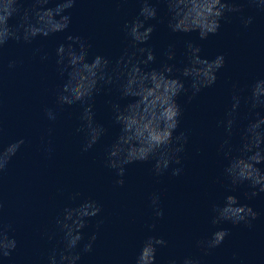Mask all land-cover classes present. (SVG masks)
I'll use <instances>...</instances> for the list:
<instances>
[{"label":"clouds","instance_id":"9594fccd","mask_svg":"<svg viewBox=\"0 0 264 264\" xmlns=\"http://www.w3.org/2000/svg\"><path fill=\"white\" fill-rule=\"evenodd\" d=\"M139 14L131 22H126L123 30L130 38L128 47L115 61L102 55H94L89 61L91 47L80 36L68 35V43H61L56 49V64L61 77L66 80L57 89L56 105L59 108L80 103L83 111L80 114V126L77 132L84 134L82 151L91 149L107 132V129L95 120L93 98L99 94L103 85H110L115 80L118 83L120 99L132 98L131 102L121 106L118 102L111 104L114 122L120 126L119 135L107 149L105 164L115 170L118 179L115 184L123 186L126 165L136 162L154 160L152 167L157 176H162L171 168V175L178 177L183 172L181 154L185 152L189 137L181 131L175 134L180 126L183 108L177 103L181 94L187 95L190 102L202 89L216 83L217 73L225 66L224 54H218L214 59L202 58L201 47L191 41L186 42L187 63L182 68L175 64L163 63L159 69L146 70L147 66L156 60L151 47H142L150 40L155 25H147L149 20L157 19V8L152 0H138ZM166 4L167 26L173 33L198 32L200 40H206L210 35L218 33L222 20L231 17L228 14H240V21L246 28L254 22L253 15H244L245 3L257 11L264 12V0H157ZM50 0H0V51L9 41L31 44L38 37H47L64 32L71 23L68 13L77 0H56L55 7H47ZM27 5V6H26ZM168 61L175 59L172 46L164 53ZM143 57V58H141ZM42 59H47L45 55ZM16 61H9L8 68L16 67ZM111 66V67H110ZM143 66V67H142ZM178 73V75H177ZM185 80L190 85L185 86ZM235 88L236 86L233 85ZM241 96L233 93L231 107L225 118L219 123L224 127L228 138L219 146L227 164L223 176L230 182L232 191L240 185H247L251 191L245 192L248 199L264 193V171L257 165L264 163V116L256 112V119L250 120L239 132V144L235 148L231 143L233 128L236 125L237 112L241 106ZM250 103V111L264 109V79L256 80L250 86V95L244 98ZM49 121L57 119L53 108H45ZM2 133V128H0ZM51 134V129H49ZM23 138L3 144L0 141V174H3L12 158L24 145ZM50 154L52 149L45 148ZM80 193H75L69 199L75 201ZM151 204L157 218L164 216L160 208V196L153 194ZM3 202L0 201V210ZM99 203L91 198L83 200L78 206L65 207L62 215L56 219V225L62 233V247H55L47 257L48 264H77L81 260V252L90 253L97 239L93 232L77 251L84 240L83 229L88 227L91 218L101 213ZM210 223L217 227L222 223L245 225L252 227L259 213L247 204H241L235 195H226L223 204L214 203L211 206ZM155 228V224L149 226ZM99 228V222L97 223ZM14 231L10 223L0 220V259L11 256L17 247V241L9 233ZM229 235L227 229L218 228L206 239L196 242L206 254L219 247ZM55 233L49 235L51 240ZM162 237L148 236L142 243L135 264H156L158 247L167 246ZM176 264V261H170ZM181 264H200L199 260L185 257Z\"/></svg>","mask_w":264,"mask_h":264}]
</instances>
